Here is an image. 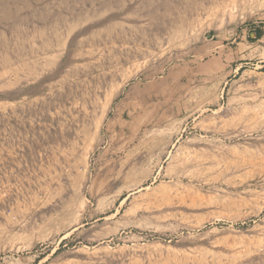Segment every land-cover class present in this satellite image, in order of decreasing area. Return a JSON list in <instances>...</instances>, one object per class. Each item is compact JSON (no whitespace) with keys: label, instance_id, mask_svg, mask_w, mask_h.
Masks as SVG:
<instances>
[{"label":"rangeland","instance_id":"374dc122","mask_svg":"<svg viewBox=\"0 0 264 264\" xmlns=\"http://www.w3.org/2000/svg\"><path fill=\"white\" fill-rule=\"evenodd\" d=\"M256 28L264 0H0V264H264Z\"/></svg>","mask_w":264,"mask_h":264},{"label":"trees","instance_id":"16d2710c","mask_svg":"<svg viewBox=\"0 0 264 264\" xmlns=\"http://www.w3.org/2000/svg\"><path fill=\"white\" fill-rule=\"evenodd\" d=\"M254 32L256 33V36L254 38L249 37L251 40H256L260 38L264 34V29L256 28L254 29Z\"/></svg>","mask_w":264,"mask_h":264},{"label":"water","instance_id":"95a60500","mask_svg":"<svg viewBox=\"0 0 264 264\" xmlns=\"http://www.w3.org/2000/svg\"><path fill=\"white\" fill-rule=\"evenodd\" d=\"M256 33L255 32H251V36L255 37Z\"/></svg>","mask_w":264,"mask_h":264}]
</instances>
